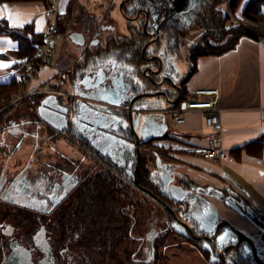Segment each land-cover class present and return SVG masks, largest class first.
Instances as JSON below:
<instances>
[{
    "label": "flooded vegetation",
    "instance_id": "obj_1",
    "mask_svg": "<svg viewBox=\"0 0 264 264\" xmlns=\"http://www.w3.org/2000/svg\"><path fill=\"white\" fill-rule=\"evenodd\" d=\"M221 1L228 2V0H193L191 5V1L187 3L186 0H121L117 5V12L120 20L124 21L122 29L114 23V25L110 24L106 31L105 25L91 27L89 21H84L85 28L94 33L89 37L92 41L98 40L100 44L92 46L89 43L84 50L81 49L79 56L82 55L83 59L78 58L76 61L78 65L69 77L70 72L63 76L72 83L74 73L80 74L83 63L91 61L97 55L102 64L113 66L125 56L133 57L132 62L135 65H142V57L155 55L168 58L176 66L178 58L183 53L187 54L188 60L192 48L198 45L197 41L190 39L195 33L203 31L204 34L218 30L216 26L210 29L212 26L210 15L218 11ZM190 6L189 11L179 13L183 8ZM134 18L137 19L130 21ZM216 21L220 22V20ZM87 30L82 31L85 40ZM111 37L115 42L110 39ZM119 37L122 38L120 41H118ZM204 38L207 37L202 39ZM167 72L168 79L172 82L175 77L183 80L186 75H182V78L178 77L177 68L172 66ZM160 78L165 79L166 76ZM180 85L184 89L183 84ZM156 90L157 88L154 87H146L139 92H156ZM76 98L79 99L80 96ZM65 103L73 102L69 99ZM67 118L68 127L61 132L58 131V134L67 137L72 134L75 139L88 142L87 135L81 134V128L72 124V117L69 119L67 116ZM4 127L5 125L0 128V264H160L161 252L155 251L154 243L159 236L169 234L182 237L184 244H190L203 252L210 263L213 260V264H255L254 253H248L245 257L242 255L244 241H241L235 249L233 245L213 244L223 230L215 234L206 219L207 213L203 214L204 218H201V222L202 225H208L210 228L202 226L201 232L194 223L191 231L180 228L182 234L171 231L169 222L172 216L169 215L167 225L151 228L144 238H140L136 246L126 242L125 247L120 251V247L110 244V240L106 237L114 233L119 235L127 232L125 224L118 225V220L114 223L108 222L100 212L99 200H94L95 209L90 212L85 205L86 200H78L76 193L82 182L87 179L89 172L87 169L94 171L100 167L102 157L98 155V150H94L88 142L93 154H90L88 159L92 160L93 164L86 166L82 164L83 158L71 157L70 153L56 147L61 143L60 140H65L62 137L51 140L52 145L46 151L43 150L41 141L37 137L11 134L7 130L8 127L6 129ZM49 132H53V136L55 130L50 127ZM120 136L130 146L134 145V138L128 129L123 130ZM21 144L27 145L28 150L21 152ZM132 148L126 154L129 160L135 156V149L131 153ZM78 149H76L77 154L85 156V149L81 147ZM115 167L122 173L123 178L127 181L131 180L132 183L133 170H128V173L124 174L123 168L116 165ZM155 179L161 181L160 175L157 174ZM163 179L164 177L162 181ZM161 196L163 201L167 200V203L174 208L176 215L182 217L183 209L179 205H174L173 201L164 194ZM127 208H129L127 205L119 204L115 210H120L123 214ZM218 214L254 241L258 247L257 254L264 262V231H260L253 223L242 217L248 226L246 228L226 218L219 211ZM261 224L264 227V217ZM219 239L220 243H227L232 241L233 236L224 232ZM106 250L111 253L107 255ZM113 253L117 262L111 260Z\"/></svg>",
    "mask_w": 264,
    "mask_h": 264
},
{
    "label": "crops",
    "instance_id": "obj_2",
    "mask_svg": "<svg viewBox=\"0 0 264 264\" xmlns=\"http://www.w3.org/2000/svg\"><path fill=\"white\" fill-rule=\"evenodd\" d=\"M67 1L68 0L65 2L67 3ZM120 1L121 0L112 5L116 12L117 5ZM45 8L46 6H44L42 2L0 3V19H6L12 27H22L25 24L33 22L35 32L43 34L46 23V19L43 15ZM64 9L65 8H61L62 13H65ZM83 12L82 19H86V21L90 22L91 17L88 18L87 16L91 12H86L87 14ZM112 18L115 20V25L117 24L122 28L124 21L122 22L120 20L119 13L117 12V16ZM112 18L110 19L112 20ZM93 19L94 21L98 20L95 17H93ZM101 19L102 22L99 23V25H105L104 29L107 31L110 25L109 19ZM260 30H264V25H261ZM82 31L83 30L80 31L79 29L75 32L70 31L67 38V45L71 46L70 53H74L76 59H78L80 50L83 46L92 43V38H87V35L85 40ZM81 37L83 39L82 43L75 41V39L78 40ZM121 39L122 38L119 37L118 41ZM16 48V41L8 36L0 35V65H8L7 67H0V83H6L11 80L7 70L13 63L17 62V59L11 53ZM67 51H69V49H67ZM73 62L74 60L67 63L65 68L59 69H50V67H48L50 66L49 62L46 69L32 83L33 86H36L50 79L54 88L71 94L72 97L58 96V103L55 101L53 104L59 107L63 106V102L69 99H72L73 103L77 101L78 103L81 102L80 98H76L78 95L70 92L68 88H66L67 79L59 75V72H63L65 69L69 68ZM186 64L187 69L184 74H187L190 66L187 58ZM194 65L195 72L189 77L184 87L185 89L182 95L184 99L177 105L175 104L169 108H174L179 104L182 105L184 101L193 98L192 92L195 89H218V106L222 109L219 136L221 138V148L227 153V157L226 159L212 162L199 155V151L209 145V141L213 135L204 125L205 114L200 110H189L185 115L186 120L183 124H175L170 117L169 123H167L168 127L166 133L162 137H155L147 142H152V145L159 149H162V146L170 148L173 152H169L183 164V166L180 167L181 164L173 165L174 163L172 164V162L163 161L164 163H161L162 165H159L160 163L158 164V175L161 174L159 168L162 166L167 167L168 171L171 173H180L183 175V173H181L182 171L180 172L182 168L184 172L186 171L189 174L195 175V179L193 178L194 180H191V182L196 186H222L224 190H230L239 200H242L243 204L256 212L258 217L262 218L261 222H263L264 147L261 150H257L255 155L247 152L244 146L264 136V37L255 40L248 36H242L230 50L220 55L198 56ZM56 66L58 65L56 64ZM184 74L179 75V77L182 78ZM85 102L90 101L88 100ZM37 106L35 114H31L30 116L27 115V110H18L13 115L11 113V118L5 121L6 125L4 128L6 129V127H8V132L11 134L16 135L18 133L21 136H34L35 138H39L41 134L37 127L40 126L46 129L47 134V136H43V138L41 136V139H46L49 143L53 132L48 133V128H53V126H49L47 123L40 120L37 116ZM28 108L30 109L29 106ZM1 121L2 123L4 122L2 119L0 120V126L2 127ZM173 127L176 128L175 131ZM79 128H81V134L85 135L82 130L83 126L80 125ZM54 130V134L59 133V130ZM91 133L94 134V131L91 130ZM64 136L67 137L66 135ZM86 140L91 143L88 137ZM79 141L85 142V140L82 139ZM75 143L78 144L79 147L84 148L78 142ZM147 143H142L141 148L143 149L142 145ZM71 144L73 148H79L78 145ZM22 145L25 146V144H21V146ZM91 145L94 149L92 143ZM116 150L117 149L113 147L111 142L105 149L107 154L106 158L101 153L97 152L100 157L112 161V155H114ZM105 151H102V153ZM170 153H168V155H171ZM162 155H164V153ZM134 158L135 157L132 159L134 160ZM200 171L213 174V176L217 178V182L208 178L206 174H199ZM184 175V177L190 179L186 174ZM157 182L162 185L160 180ZM211 201L213 202V200ZM213 204L223 216L235 219L241 227H248L246 222L236 211L222 205L218 200H215ZM134 240H140V237H136Z\"/></svg>",
    "mask_w": 264,
    "mask_h": 264
},
{
    "label": "water",
    "instance_id": "obj_3",
    "mask_svg": "<svg viewBox=\"0 0 264 264\" xmlns=\"http://www.w3.org/2000/svg\"><path fill=\"white\" fill-rule=\"evenodd\" d=\"M186 2L193 4V0H186ZM190 9L191 6L183 8L179 13ZM120 13L122 14L121 9ZM123 18L128 20L125 15ZM136 19H130V21ZM118 28L122 29L119 26ZM128 31L130 32V30ZM75 41L82 43L83 39L81 37L78 40L75 39ZM98 43V40H93L91 44L97 46ZM85 47L86 45L82 49L84 50ZM79 59H83L82 55L79 56ZM133 60V57L125 56L120 59L117 65L113 66L102 64L98 55L93 57L91 61L83 63L80 74L74 73V80L71 85L66 80V88L80 96L81 102L65 103L64 105V101L63 106L59 107L53 104L55 101L58 103V96H47L39 101L37 116L40 120L59 131H63L68 127L67 116H69V119L72 117V124L77 127L83 126L82 130L90 139L94 149H97L105 158L107 156L106 146L112 142L113 147L117 149L112 155V161L114 165L123 168L122 172L124 174L128 173V170H133L134 163V160H128L126 156L132 146L120 136L123 130L128 129L134 138L133 147L135 149V169L133 170L132 185L168 210L170 216H172V220L170 219L169 222L171 231L177 234H182L180 229L191 231L192 223L198 231L201 230L202 226L209 227L208 225H202L201 222V218H204L203 214L207 213L206 219L210 222L215 234L223 230L216 238V243H213L215 246L233 245L232 247L235 249L241 241H244L242 255L245 257L252 252L254 253L253 262L264 264L259 254H257L258 247L254 241L244 235L240 229L228 220L222 218L211 201L218 200L222 205L231 208L242 218L253 223L260 231H264V227L262 224L260 225L262 218H259L230 190H224L222 186H196L182 174L171 173L167 167L162 166L160 174L161 192L165 197L171 199L175 205H179L183 209L181 211L182 217H178L174 208L138 183L137 171L140 163V144L147 143L155 137H162L166 133L167 123H169L171 115L169 107L178 104L182 100L184 89L180 85L181 79L175 77L173 82L168 79V69L170 70L171 66L176 67L168 58H162L158 55L142 57V65H135L132 62ZM90 67H93V69H90ZM156 67L158 68L156 69ZM163 76H166V78L161 79L160 77ZM146 87H154L157 90L156 92H139ZM87 99L90 102H85L88 101ZM91 130L94 131V134L91 133ZM102 151L105 152L102 153ZM176 179H178L177 182ZM224 232L233 236L231 242L220 243L219 237ZM211 263L213 264V260H211Z\"/></svg>",
    "mask_w": 264,
    "mask_h": 264
},
{
    "label": "rangeland",
    "instance_id": "obj_4",
    "mask_svg": "<svg viewBox=\"0 0 264 264\" xmlns=\"http://www.w3.org/2000/svg\"><path fill=\"white\" fill-rule=\"evenodd\" d=\"M51 0H49L48 5L50 3ZM66 0H60V8H65L66 6ZM119 0H78L77 4L75 5L74 8V16L73 19L70 20V26L69 28L64 32V31H60V33L57 35L56 37V41H55V45H54V50H53V54L51 56V58L49 59L48 63L50 66V69H59V68H65V66H67V63H70L71 61L74 60V62L72 63V65L65 69L63 72H59V75L64 77L63 75L70 72L68 74V77L70 76L71 73H73V71L75 70V68L77 67L78 63L76 61H78V59H76L74 57V53H70V49L71 46L67 45L68 44V35L69 32H75L77 29L81 30H87L85 28L84 21H86V19H82V12L84 11L85 14H87L86 12H91L87 17H95L98 20H96V23H92V26H99V23L102 22V19L108 18L110 21V24L114 25V19L112 17H116L117 16V12L116 10L112 7V5L114 3H117ZM230 0H228L229 2ZM221 1L220 2V6L218 7V11L216 13H212L210 15V21L212 22V26L210 27V29H213L217 24L218 21L216 20H220V24H219V28H221V30H223V39H226L229 34L230 31L232 30L231 26H235L239 23L243 24V15L241 14L242 12V5L245 2V0H239L238 5L236 6L235 10L232 11L229 8L228 2L226 1ZM23 3V2H20ZM224 3V4H223ZM223 4V5H221ZM48 5L46 7H48ZM263 8H264V4H263ZM65 12V9H64ZM83 12V13H84ZM64 13H62V18L59 21V24L61 23V21L64 19ZM112 18V20L110 19ZM255 22H258V19L255 20ZM260 23V22H259ZM261 25H264V22H261L259 24V28L261 29ZM97 27L95 30H97ZM245 27L251 28L256 30V28L249 24L246 25ZM70 30V31H69ZM261 35H263L262 37H264V30L262 31H255ZM227 33V34H226ZM94 33H91L87 30V38H91L93 36ZM221 32H219V30L214 31H209L208 33H204L203 31L201 32H197V34L195 33L194 36L191 39V41H194L199 44L200 42H202V38L203 37H207L204 38L205 40H203L202 43H213L214 41L217 42L219 41V39L221 38ZM91 36V37H89ZM202 36V37H200ZM113 42H115V39H113V37L110 38ZM67 49H69V51H67ZM105 53H108L106 50H104ZM40 53H41V48H40ZM39 58V57H38ZM36 58V59H38ZM79 58V57H78ZM186 58H187V54L183 53L177 60L176 63V68H177V72L179 75L184 74L186 69H187V64H186ZM47 63V65H48ZM75 63V64H74ZM56 64L59 66H56ZM46 65V67H47ZM41 74V73H40ZM40 74L36 75V78L34 79V81L38 78V76ZM67 78V77H66ZM50 80V79H47ZM68 80V79H67ZM33 81V82H34ZM32 82V83H33ZM70 82H68L69 84ZM71 84V83H70ZM69 84V85H70ZM39 87L43 86V82L39 85H36ZM36 86H33V84L30 85V88L26 89V91H31L34 90ZM24 85H20L18 90H21L20 92H22L24 89ZM58 89V88H56ZM16 90V91H18ZM60 90V89H59ZM61 92L65 93V91L60 90ZM12 93V92H11ZM11 93L6 96L4 98V101H6L7 98H9V96L11 95ZM36 97L39 95H35ZM3 102H1L0 104V108L3 105ZM36 99H34V96L30 99V100H25L23 99L19 104H17V106L15 108H11V109H7V110H3L0 111V120L2 119L4 123L1 124L2 126L6 125L5 121L7 119L10 120V116L11 113L12 115L15 114V112H17L18 110L21 111H28L27 115L30 116L31 114H35V109H33L32 105L36 104ZM28 106L30 107V109L28 108ZM16 110V111H15ZM171 117V116H170ZM1 128V126H0ZM37 129H39V132L43 138V136H47L46 134V129L43 127L38 126ZM8 130V129H7ZM173 130L175 131L176 128L173 127ZM179 132V131H178ZM68 134V133H67ZM69 135V134H68ZM41 136L38 138L41 141V146L43 148V150H49V147L52 145L51 144V140H57L58 138H64L65 140H60L61 143H59L56 147L59 149L64 150L66 153H70L71 157H80L83 158V162L82 164L84 165H92L93 163L91 162L92 160L88 159V156L90 155L86 150L85 152V156H82L80 153L77 154V150L75 148H73L72 144L74 145H78L75 142H77V139H75L74 136H69V137H65L63 135H59V134H53L51 140L49 141V143L47 142L46 139H41ZM70 141V142H68ZM152 144V142L148 143ZM79 147V145H78ZM151 149H147V150H143L141 148L140 150V163H139V167H138V171L140 169V165H141V155H143V169H144V176L145 179L148 181L147 183L150 182L149 177H151L150 172L153 171L155 172V176L158 174V164L162 165L161 163H164L163 161H168V162H172L173 165L175 164H181L182 162L178 161L170 152H173L170 148H165L162 146V149L160 148V152L159 155L156 154L157 156V160L156 162L157 165H154V155L153 153H149V150H154L157 151V149L159 148H154L151 147ZM165 149V150H163ZM27 151L28 150V146L27 145H22L20 147V151ZM170 151V152H169ZM164 153V155H162ZM168 153H170L171 155H168ZM103 163L101 162L102 166ZM183 166V164L180 165V167ZM135 169V162L133 164V170ZM177 169V168H176ZM137 171V174H138ZM159 171L161 172V168H159ZM182 171V172H181ZM181 173L186 174L190 179L189 180H194L195 179V175L193 174H189L186 171L184 172V170H180ZM91 173H89L90 175ZM199 174H206L208 176V178L214 180L217 182V178L215 176H213V174L205 172V171H200ZM185 176V175H184ZM121 178L123 179L122 181L127 182L128 185L125 186L124 190H127V200H124V202L129 203L130 201L133 202V204L135 206H137V209L132 210V208H127L125 212H123V215L121 216V218L123 219V217L126 219L127 217L129 218V214L130 212H135L139 218H140V225L136 226L135 229L132 230V233L130 235V237H128L129 239L126 240L124 243L120 244V251H122V249L125 247L126 242H131L134 246H136L139 242V240H134V238L136 237H140V238H144L145 234L151 229V228H161L165 225H167V221L169 218L170 213H168V210H166L165 208L161 207L153 198L147 196L145 193L141 192L140 190H138L137 188H135L132 183L130 181H127L125 178H123L121 176ZM194 178V179H193ZM138 180V178H137ZM156 180V179H155ZM178 179H176L177 182ZM157 181V180H156ZM202 182V181H201ZM151 186V185H150ZM213 186V185H210ZM145 188V187H144ZM147 189V188H146ZM150 190V189H148ZM152 191V190H150ZM153 192V191H152ZM154 193V192H153ZM155 194V193H154ZM158 198L163 199L161 194H155ZM213 202L215 203V200H213ZM167 203V202H165ZM168 204V203H167ZM175 205V204H174ZM170 206V205H169ZM171 207V206H170ZM173 208V207H172ZM222 214V213H221ZM226 217V216H225ZM228 218V217H226ZM232 221H234L235 223H237L238 221H236L233 218H229ZM238 224V223H237ZM246 228V226H245ZM130 229V228H129ZM131 230V229H130ZM135 230V234H133V231ZM126 236V232L122 233L121 236ZM167 240H165L164 245L161 246L158 250L161 252L160 256L161 259L163 260V264H211L208 260L207 257H205L203 252H200L198 249L193 248L190 244H184L183 238L176 235V236H172L171 234L166 235L165 237ZM174 240V242L172 241ZM161 264V263H160Z\"/></svg>",
    "mask_w": 264,
    "mask_h": 264
},
{
    "label": "trees",
    "instance_id": "obj_5",
    "mask_svg": "<svg viewBox=\"0 0 264 264\" xmlns=\"http://www.w3.org/2000/svg\"><path fill=\"white\" fill-rule=\"evenodd\" d=\"M78 0H68L67 4L65 6V13H64V19L59 24V33L60 31H66L70 26V20L73 19L74 16V8L77 4ZM20 2H42L44 6L48 5L49 0H0V3H20ZM239 0H230L228 2L230 10L234 11L236 6L238 5ZM264 0H245V2L242 5V12L243 15V24L239 23L235 26H231L232 30L230 31L229 36L226 39H223V30L219 28L220 22L218 21V24L216 27H218L219 32H221V38L217 42L213 43H199L198 45H195L191 50V56L188 57L189 61V69L187 74L182 80L183 87H185L186 82L188 81L189 77L195 72V60L198 56L202 55H220L222 53H225L226 51L230 50L234 44L237 42V40L242 36H248L253 39H259L262 38L263 35L255 32V31H261L258 27L261 22H264V8H263ZM89 18V17H88ZM258 19V22L256 23L255 20ZM260 22V23H259ZM96 23L94 19L91 17L89 24ZM253 25L256 30L245 27L246 25ZM227 34V33H226ZM0 35L2 36H8L14 41L17 42V48L13 50L11 53L17 60H30V59H36L40 55V48L42 45V34L36 33L34 29V23L30 22L28 24H25L22 27H12L9 25L8 21L6 19H0ZM205 40V39H203ZM14 64V63H13ZM12 64V65H13ZM21 84L15 82L14 80H10L6 83H0V104L4 101V98L8 96L11 92H14L19 89ZM185 89V88H184ZM34 99H36V104H39V101L42 99V96H34ZM182 99L184 97L182 96ZM36 104H33V109L36 110ZM177 105V104H176ZM77 142L84 147V149L91 155L92 152L90 150L89 144L85 141H79L77 139ZM151 147H154L152 144H143V149H151ZM264 147V136L259 138L258 140L251 142L244 146V148L247 150V152L255 154L257 150H261ZM146 149V150H147ZM238 149V148H237ZM236 149V150H237ZM133 148L131 153L133 152ZM141 150V149H140ZM149 153H153L154 155V165L156 164L157 155H159L158 152H160V149H157V151L149 150ZM143 155H141L142 161L140 165V169L137 174L138 183L147 188L152 190L155 194H161V186L159 182H157L153 175H155V172L151 171L149 177L150 182L145 179L144 176V167H143ZM135 157V156H134ZM100 158V157H99ZM103 165L100 166L98 169L91 171V169H87L88 175L87 179L84 180L81 184V187L77 189V197L78 200H86L85 205L90 209V212H93L95 209V202L94 200H99L98 204L101 208L100 212L104 215V217L107 219V221L110 223H114L117 220L118 225L125 224L126 226V236H121V234L116 235V233L112 234L111 236L108 235L106 238L110 240V244L117 247L120 244L124 243L126 240H128L132 233V230L136 228V226L140 225V218L139 216L133 211L130 212L129 218L126 219L121 216L123 215L120 210H115V207L119 204L127 205L128 207L132 208V210L137 209V206L133 204L132 201L129 203L124 202V200H127V190H124L125 186L128 185L127 182L122 181L121 178L122 173L115 167L114 163L110 160H106L103 158H100ZM135 161V159H134ZM89 173H91L89 175ZM151 185V186H150ZM165 201V200H164ZM167 202V200L165 201ZM169 213V212H168ZM131 230H130V229ZM129 231V233H128ZM135 230L133 231V234ZM168 233V232H167ZM128 236V237H127ZM166 235L159 236L157 240H155L154 248L155 251H157L161 246L164 245V241L167 240ZM174 242V240H172ZM111 252L109 250H106V254H110ZM111 260L113 262H117V258L114 255V253L111 255ZM161 260V264H163V260Z\"/></svg>",
    "mask_w": 264,
    "mask_h": 264
},
{
    "label": "built area",
    "instance_id": "obj_6",
    "mask_svg": "<svg viewBox=\"0 0 264 264\" xmlns=\"http://www.w3.org/2000/svg\"><path fill=\"white\" fill-rule=\"evenodd\" d=\"M43 15L46 19L45 30L42 34L41 53L38 59L17 60L8 70V76L11 80L24 85L23 91H14L9 98L4 101L0 111L15 108L23 99L30 100L33 96L39 95L47 97L70 96L71 94L63 93L59 89L54 88L51 80L43 82V86L34 87V90L26 91L36 78L46 69V65L51 58L54 50L56 37L59 34V21L62 18L60 8V0H51L48 7L44 9ZM193 98L184 101L182 105L170 108L171 119L175 124L181 125L185 122V115L189 110H200L204 115V125L212 132L213 137L209 141V145L199 151V155L212 162L226 159L227 153L221 148V138L219 136L221 130V113L222 109L218 106L219 91L218 89H195L192 92Z\"/></svg>",
    "mask_w": 264,
    "mask_h": 264
},
{
    "label": "snow or ice",
    "instance_id": "obj_7",
    "mask_svg": "<svg viewBox=\"0 0 264 264\" xmlns=\"http://www.w3.org/2000/svg\"><path fill=\"white\" fill-rule=\"evenodd\" d=\"M8 65H0V67H7Z\"/></svg>",
    "mask_w": 264,
    "mask_h": 264
},
{
    "label": "bare ground",
    "instance_id": "obj_8",
    "mask_svg": "<svg viewBox=\"0 0 264 264\" xmlns=\"http://www.w3.org/2000/svg\"><path fill=\"white\" fill-rule=\"evenodd\" d=\"M43 71H44V70H43ZM43 71H42V72H43ZM42 72H41V73H42Z\"/></svg>",
    "mask_w": 264,
    "mask_h": 264
}]
</instances>
